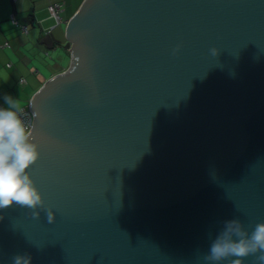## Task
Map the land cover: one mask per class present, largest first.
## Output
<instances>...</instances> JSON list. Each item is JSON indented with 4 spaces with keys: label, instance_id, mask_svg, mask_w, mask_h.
Wrapping results in <instances>:
<instances>
[{
    "label": "water",
    "instance_id": "obj_1",
    "mask_svg": "<svg viewBox=\"0 0 264 264\" xmlns=\"http://www.w3.org/2000/svg\"><path fill=\"white\" fill-rule=\"evenodd\" d=\"M66 36L28 103L54 221L0 210V264H204L264 222V0H84Z\"/></svg>",
    "mask_w": 264,
    "mask_h": 264
},
{
    "label": "clouds",
    "instance_id": "obj_2",
    "mask_svg": "<svg viewBox=\"0 0 264 264\" xmlns=\"http://www.w3.org/2000/svg\"><path fill=\"white\" fill-rule=\"evenodd\" d=\"M177 48L174 50L178 51ZM217 56L218 50L210 49ZM5 107H0V210L13 205L31 210L37 219L36 209L45 212L49 223L54 213L44 208L42 196L31 179L28 169L39 157L38 144L25 130L20 118L23 107L19 100L4 96ZM2 219V217H0ZM255 256L256 264H264V222L254 225L251 232L238 219L224 221L222 230L209 243L202 254L204 264H243L244 258ZM12 264H31V256L16 254Z\"/></svg>",
    "mask_w": 264,
    "mask_h": 264
},
{
    "label": "crops",
    "instance_id": "obj_3",
    "mask_svg": "<svg viewBox=\"0 0 264 264\" xmlns=\"http://www.w3.org/2000/svg\"><path fill=\"white\" fill-rule=\"evenodd\" d=\"M83 1L0 0V104L3 107L4 96H9L17 86L22 87L20 82L29 81L30 88L26 104H21L23 107L42 84L70 67L71 42L66 36V25ZM51 3L61 4L59 24L49 15ZM4 42L8 43L7 47H2Z\"/></svg>",
    "mask_w": 264,
    "mask_h": 264
},
{
    "label": "built area",
    "instance_id": "obj_4",
    "mask_svg": "<svg viewBox=\"0 0 264 264\" xmlns=\"http://www.w3.org/2000/svg\"><path fill=\"white\" fill-rule=\"evenodd\" d=\"M61 4L60 3H51L48 5V12L49 15L55 20L56 24H59L61 22V16H60V12H61ZM12 23L13 24H17L16 20L14 19L13 15H11ZM23 31H26V27L21 26ZM8 43L4 42L2 44V47H7ZM23 82V80H21ZM0 107H3L0 104ZM20 118L21 120L24 122L25 124V130L26 132H28L29 134L32 131V126H33V122H34V112L30 109L29 105L23 106V111L20 113Z\"/></svg>",
    "mask_w": 264,
    "mask_h": 264
},
{
    "label": "rangeland",
    "instance_id": "obj_5",
    "mask_svg": "<svg viewBox=\"0 0 264 264\" xmlns=\"http://www.w3.org/2000/svg\"><path fill=\"white\" fill-rule=\"evenodd\" d=\"M22 87L17 86L16 89H14L9 96L13 97L14 99H17L20 101L21 104L27 102V96L30 93V88H29V81L27 83H21ZM28 85V86H27ZM27 89V91L25 90ZM5 106V105H4Z\"/></svg>",
    "mask_w": 264,
    "mask_h": 264
}]
</instances>
